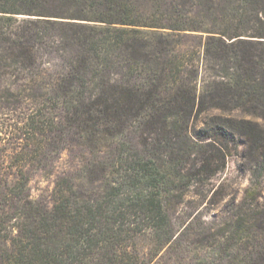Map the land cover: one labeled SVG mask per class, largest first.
Segmentation results:
<instances>
[{"label": "trees", "instance_id": "obj_1", "mask_svg": "<svg viewBox=\"0 0 264 264\" xmlns=\"http://www.w3.org/2000/svg\"><path fill=\"white\" fill-rule=\"evenodd\" d=\"M233 138L253 180L194 264H264V0H0V264H191L169 184ZM66 150L88 187L64 171L33 199Z\"/></svg>", "mask_w": 264, "mask_h": 264}, {"label": "rangeland", "instance_id": "obj_2", "mask_svg": "<svg viewBox=\"0 0 264 264\" xmlns=\"http://www.w3.org/2000/svg\"><path fill=\"white\" fill-rule=\"evenodd\" d=\"M238 114L240 115V113ZM245 117L262 123L259 118ZM203 126L202 122H198V129ZM229 146H238V149H232L224 167L214 176L199 179L191 172L188 174L186 170L177 178L172 177L174 182L169 184L171 193L168 200L175 209L177 232H182L181 236H183L180 253L188 256L186 261L192 260L191 264L202 261L206 254L213 251L210 245L216 240L212 239L211 233H219L217 239L222 236L229 237L235 233V217L233 216L236 211L235 207L253 180L252 171L255 165L251 157H245L243 154L242 141L233 138L229 141ZM78 162V158H73L71 152L66 150L61 154L53 169L35 171L29 181L32 198L50 203L57 175L64 171L74 172L80 177L78 181L84 187H88L82 176L85 174V169L78 165ZM217 163L221 164L222 162L218 161ZM182 174L184 175L182 176ZM187 174L188 176H186ZM256 181L261 183L260 188L264 197V174ZM181 194L183 195L181 196ZM260 203H263L262 198ZM249 231L250 224L244 222V227L238 231V235L245 237ZM192 242L194 243L191 244ZM136 245L140 251L149 252L153 247L152 238L141 236L137 239ZM235 250V248H230L228 252L232 253ZM170 255L176 258L174 253H164L166 257L163 260L165 261ZM164 261L162 264H167ZM168 264H177V262L169 261Z\"/></svg>", "mask_w": 264, "mask_h": 264}]
</instances>
